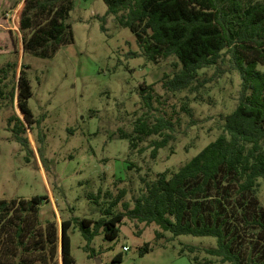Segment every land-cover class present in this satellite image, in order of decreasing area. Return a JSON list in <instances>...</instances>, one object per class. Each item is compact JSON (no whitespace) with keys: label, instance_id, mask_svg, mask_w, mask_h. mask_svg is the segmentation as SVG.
I'll list each match as a JSON object with an SVG mask.
<instances>
[{"label":"trees","instance_id":"obj_1","mask_svg":"<svg viewBox=\"0 0 264 264\" xmlns=\"http://www.w3.org/2000/svg\"><path fill=\"white\" fill-rule=\"evenodd\" d=\"M102 1L106 5L103 23L113 16L119 26L129 29L147 62L175 60L171 74L162 76L166 94L188 91L197 95L209 81L200 79L204 70H213L212 77L218 78L236 73L240 86L237 104L221 117L222 132L215 140L177 170L158 173L150 180L141 178V193L126 212L114 214L111 210L121 201V191L102 209L101 218L78 220L83 237L90 241L102 227L104 237L113 240L119 224L128 218L156 225V240L163 232L173 237L214 238L215 246L205 248L206 256L201 259L195 247L188 248L194 253L192 264H264V206L257 196L264 179V0ZM15 3L20 4L14 16L17 58L0 67V108L15 106L17 112L8 118V129L12 139L31 153L25 137V124L31 129L34 123L28 106L32 96L29 66L22 62L18 67V54L46 59L71 45L73 31L68 18L73 0ZM139 95L143 105L151 108L155 98L152 86H140ZM148 122L147 117L137 118L133 130H118L117 138L128 140L131 151L145 139L158 136L150 142L154 159L171 139L165 131L172 125L163 118ZM128 169H132L130 165ZM87 197L98 205L96 196ZM43 202L48 199L41 196L0 199V264L74 263L68 235L71 221H61V237L54 215L42 225L39 207ZM149 251L146 243L139 248V255ZM121 262L122 256L117 254L109 264Z\"/></svg>","mask_w":264,"mask_h":264},{"label":"rangeland","instance_id":"obj_2","mask_svg":"<svg viewBox=\"0 0 264 264\" xmlns=\"http://www.w3.org/2000/svg\"><path fill=\"white\" fill-rule=\"evenodd\" d=\"M19 5L15 0H0V67L17 58L13 39L18 34L14 16ZM105 13L102 0H73L68 18L71 45L46 59L19 52L18 67L22 62L29 66L32 91L28 106L34 123L31 129L25 124L31 153L12 139L8 129L7 120L17 109L2 106L0 199L46 197L48 202L39 207L40 222L44 225L55 216L59 230L62 220L71 221L68 235L73 264H109L117 254L122 256L120 264H192L194 253L188 248L195 247L201 259L206 256L205 248L215 246L214 238L173 237L163 232L156 240V225L124 218L115 239H106L101 227L87 241L78 220L101 218L102 209L121 191V201L111 210L126 212L141 193V178L150 180L158 173L177 170L215 140L222 132L221 117L237 104L240 79L236 73L218 78L212 77L213 70H204L200 79L209 81L197 95L188 91L166 94L162 76L171 74L175 60L147 62L129 29L119 26L113 16L103 23ZM140 86H152L151 108L143 105ZM142 117L149 124L163 118L172 125L165 131L171 139L154 159L150 142L158 136L145 139L131 151L128 140L117 138L118 130L131 132ZM88 194L96 196L98 205ZM257 196L264 206V179ZM146 243L150 251L140 256L139 248Z\"/></svg>","mask_w":264,"mask_h":264},{"label":"built area","instance_id":"obj_3","mask_svg":"<svg viewBox=\"0 0 264 264\" xmlns=\"http://www.w3.org/2000/svg\"><path fill=\"white\" fill-rule=\"evenodd\" d=\"M122 250H123L124 252H126V251H128V247H123Z\"/></svg>","mask_w":264,"mask_h":264},{"label":"water","instance_id":"obj_4","mask_svg":"<svg viewBox=\"0 0 264 264\" xmlns=\"http://www.w3.org/2000/svg\"><path fill=\"white\" fill-rule=\"evenodd\" d=\"M59 230H60V237H61V236H62V229H61V227H60V229H59Z\"/></svg>","mask_w":264,"mask_h":264}]
</instances>
